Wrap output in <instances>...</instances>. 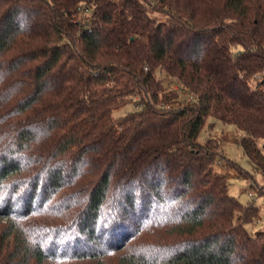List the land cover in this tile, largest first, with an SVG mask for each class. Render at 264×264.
<instances>
[{
	"label": "trees",
	"instance_id": "1",
	"mask_svg": "<svg viewBox=\"0 0 264 264\" xmlns=\"http://www.w3.org/2000/svg\"><path fill=\"white\" fill-rule=\"evenodd\" d=\"M209 117L264 175V0H0V264H264Z\"/></svg>",
	"mask_w": 264,
	"mask_h": 264
},
{
	"label": "rangeland",
	"instance_id": "2",
	"mask_svg": "<svg viewBox=\"0 0 264 264\" xmlns=\"http://www.w3.org/2000/svg\"><path fill=\"white\" fill-rule=\"evenodd\" d=\"M167 85L169 86V89L177 90L179 92L178 100L173 103L175 107L189 105L195 101L178 85H170L169 83H167ZM126 111L127 108L122 111H118L114 116H121ZM207 124V127L201 133L202 135L199 141L203 143L210 137L219 140L221 142V149L223 150L224 155L237 163L243 171L246 172L245 175L239 177L238 173L234 169L228 168L226 164L216 163L218 171H227L230 173L231 186L229 193L236 196L240 202L244 204L250 200H255L256 204L261 209L260 222L254 223V225L249 227V229L254 231L264 229V197H261L258 191L260 187H264V175L258 166L250 161L244 148L240 145V139L244 133L239 131L235 126L222 124L220 121L212 117H209ZM257 143L258 146L264 150V138L258 139ZM250 195H253L254 199L250 198Z\"/></svg>",
	"mask_w": 264,
	"mask_h": 264
},
{
	"label": "built area",
	"instance_id": "3",
	"mask_svg": "<svg viewBox=\"0 0 264 264\" xmlns=\"http://www.w3.org/2000/svg\"><path fill=\"white\" fill-rule=\"evenodd\" d=\"M257 77H258V78H260V77H261V75H257ZM250 196H252V195H250Z\"/></svg>",
	"mask_w": 264,
	"mask_h": 264
}]
</instances>
